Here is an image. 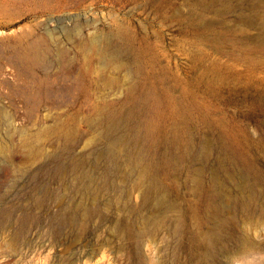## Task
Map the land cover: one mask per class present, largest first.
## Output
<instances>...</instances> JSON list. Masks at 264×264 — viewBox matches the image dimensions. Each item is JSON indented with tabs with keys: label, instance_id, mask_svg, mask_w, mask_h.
Listing matches in <instances>:
<instances>
[{
	"label": "rangeland",
	"instance_id": "rangeland-1",
	"mask_svg": "<svg viewBox=\"0 0 264 264\" xmlns=\"http://www.w3.org/2000/svg\"><path fill=\"white\" fill-rule=\"evenodd\" d=\"M263 59L264 0H0V264H264ZM129 86L159 104L145 160L164 163L160 191L126 165L123 203L92 201L71 182L82 158L102 172L84 118ZM145 120H126L117 152ZM63 124L83 136L51 176Z\"/></svg>",
	"mask_w": 264,
	"mask_h": 264
},
{
	"label": "bare ground",
	"instance_id": "bare-ground-1",
	"mask_svg": "<svg viewBox=\"0 0 264 264\" xmlns=\"http://www.w3.org/2000/svg\"><path fill=\"white\" fill-rule=\"evenodd\" d=\"M108 45L109 43H107L105 47H109ZM193 47L200 51L202 49V46L198 44L193 45ZM33 50L37 49L34 48ZM36 57H38L37 51L31 54L25 53L21 57V61H23V65H26L30 60ZM112 58L115 59L114 57ZM257 63L259 65L264 64V59L257 60ZM116 65L117 69L122 70V68L125 66V63L119 62L116 63ZM131 76L132 74L128 70L127 78L129 81ZM158 105L159 104L155 102L154 99L135 97L132 87L129 86L128 89L125 90L123 98L119 101L118 107L102 104L93 109L92 115L84 118V122L88 127V132L91 134V137L86 140L84 148H89L93 153L99 154L103 159V167L101 173H87L85 170L88 165L87 159L82 158L74 162L72 164V171L73 173L77 174H74L76 177L73 178L71 182L77 189V193L80 192L81 194H88L85 196H89V198L91 197L93 201V199L97 200L104 192L107 191L111 198L110 200L113 199V201L115 200L118 202V204L123 203V200L126 196V189L120 186L118 182L125 179L124 168L126 165L130 167L131 176L138 175L135 179H143V184L149 186L150 188H157L156 191H160V188H158L159 185L152 179L154 178L155 171L162 169L164 163L160 160L155 163L152 160H145L147 152L150 153L153 145V138L151 134L154 133V128H163L159 124L154 125L155 121L153 118V112L158 107ZM135 115L142 116L144 119H146L145 122L150 121L151 126L147 128H136L135 132L131 134L129 145H127L125 148H120L122 153H119L116 149V141L122 135V132L128 130L129 128L128 125L125 124L126 120L130 119V116L134 117ZM53 133L56 136V140L63 143V146L65 147L64 150L66 151H64V157L53 162L54 166L50 169L49 173L51 176L53 173L63 171L64 167L66 168L65 163L68 161L72 162L79 139L83 136L78 135L77 132L72 130L70 126L66 124H63L57 131L56 129H53ZM136 140H141L144 147L141 149V152L138 156H133L131 153V146ZM193 146L194 141H189L188 147L192 149ZM245 159L246 157L244 153H239V156L236 159V162L238 161L235 165L236 168H239L238 166L243 163V160ZM70 164L68 165L70 166ZM246 169L247 173L250 175L249 168ZM258 180L264 182V179ZM137 185L140 186L139 184ZM147 186H145V188ZM255 186L256 185L253 184L251 185V188L253 189ZM81 194L80 196H82ZM85 208H87V206ZM233 208L238 210L241 209L242 211L247 210L249 208V202L244 198H237ZM81 209H83V207ZM85 212L90 215L93 213L96 214L99 212V209L90 206L85 210ZM180 226L181 221L179 219L173 221L172 230L174 237L179 232ZM195 236L196 235H194L193 238ZM216 240L217 237H208L205 240V247L209 254H215L217 252ZM248 245L252 244L247 242V246ZM243 250L244 249H241L240 251L242 252Z\"/></svg>",
	"mask_w": 264,
	"mask_h": 264
}]
</instances>
